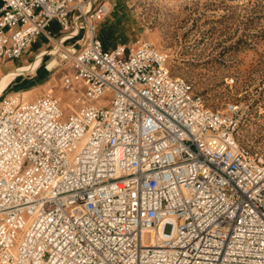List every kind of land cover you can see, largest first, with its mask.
Instances as JSON below:
<instances>
[{
	"label": "built area",
	"instance_id": "built-area-1",
	"mask_svg": "<svg viewBox=\"0 0 264 264\" xmlns=\"http://www.w3.org/2000/svg\"><path fill=\"white\" fill-rule=\"evenodd\" d=\"M109 13L0 0V64L43 37L72 72L67 113L0 100V264H264V154L239 107H207L148 41L105 48Z\"/></svg>",
	"mask_w": 264,
	"mask_h": 264
},
{
	"label": "rangeland",
	"instance_id": "rangeland-1",
	"mask_svg": "<svg viewBox=\"0 0 264 264\" xmlns=\"http://www.w3.org/2000/svg\"><path fill=\"white\" fill-rule=\"evenodd\" d=\"M105 2L110 13L97 27L105 48L150 42L168 57L171 75L184 79L207 107L224 111L228 105L238 106L240 144L264 154V0ZM52 45L49 42L44 50ZM34 56L25 51L4 73L14 72ZM48 60L43 57L37 69L15 77L0 100L16 95L32 101L50 93L67 113L72 94L65 91L64 81L71 69L49 70Z\"/></svg>",
	"mask_w": 264,
	"mask_h": 264
},
{
	"label": "bare ground",
	"instance_id": "bare-ground-1",
	"mask_svg": "<svg viewBox=\"0 0 264 264\" xmlns=\"http://www.w3.org/2000/svg\"><path fill=\"white\" fill-rule=\"evenodd\" d=\"M57 48L58 47L56 46V48L52 49V51L50 52V54H54L55 52H57L56 51ZM39 62H40V56H38L37 58H35L34 61L32 63H30L29 66L16 68L13 73L3 75L1 77V79H0V97H2L3 92H5L8 89L9 85L12 83V81L15 79V77H17L19 75H22L25 72L35 70V68L37 67V65L39 64ZM57 63L58 62H57L56 59H54V58L50 59L48 61V63H46L47 69H49V70L54 69L53 67ZM66 104H68V103H66Z\"/></svg>",
	"mask_w": 264,
	"mask_h": 264
},
{
	"label": "crops",
	"instance_id": "crops-1",
	"mask_svg": "<svg viewBox=\"0 0 264 264\" xmlns=\"http://www.w3.org/2000/svg\"><path fill=\"white\" fill-rule=\"evenodd\" d=\"M53 31L54 32H56L57 31V27H56V25L55 24H53ZM40 42L42 43L41 45H40ZM36 43H38V45L37 46H35V44ZM47 41L43 38V37H38L36 40H35V42L33 43V45H31V48L33 49V52H29L30 50H27V53H29V54H32V53H38V52H40V51H42L43 50V52L42 53H40V54H38V55H36V57L34 56V58L28 63V62H26V63H28V64H26V65H24V66H20V67H27V66H29L30 65V63H32L33 61H34V59L35 58H37L38 56H40V62H39V64L37 65V67L35 68V69H37L39 66H40V64H41V62H42V58H43V56L46 54V52L47 51H44V49L47 47ZM52 51V50H51ZM50 51V52H51ZM50 52L48 53V54H50ZM45 53V54H44ZM21 58V57H20ZM19 58V59H20ZM18 60V59H17ZM50 60V59H49ZM48 60V61H49ZM15 61V60H14ZM14 61H9V62H5L3 65L2 64H0V79H1V77L3 76V75H6V74H11V73H13V70H9L8 72H5L4 73V71H5V69H6V67H8L9 65H14ZM47 61V62H48ZM46 62V63H47ZM23 64H25V63H23ZM20 67H18V68H20Z\"/></svg>",
	"mask_w": 264,
	"mask_h": 264
}]
</instances>
